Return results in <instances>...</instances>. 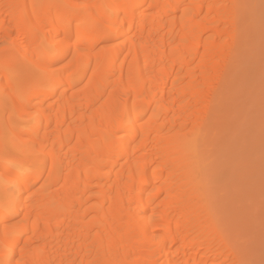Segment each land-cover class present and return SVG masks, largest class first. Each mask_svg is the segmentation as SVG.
<instances>
[{
  "label": "bare ground",
  "instance_id": "bare-ground-1",
  "mask_svg": "<svg viewBox=\"0 0 264 264\" xmlns=\"http://www.w3.org/2000/svg\"><path fill=\"white\" fill-rule=\"evenodd\" d=\"M257 2L0 0V129L23 130L0 264H243L228 138Z\"/></svg>",
  "mask_w": 264,
  "mask_h": 264
},
{
  "label": "rangeland",
  "instance_id": "rangeland-1",
  "mask_svg": "<svg viewBox=\"0 0 264 264\" xmlns=\"http://www.w3.org/2000/svg\"><path fill=\"white\" fill-rule=\"evenodd\" d=\"M257 14L256 29H251L250 54L247 52L248 59L235 91L234 111L244 124L228 138V143L231 141L235 146L240 165L236 180L240 186L237 188L234 183L233 189L237 188L238 203L244 204H237L240 207L237 215L241 214L236 219L235 232L243 264H264V0H258ZM22 131L17 126L13 130L0 129V138L22 137Z\"/></svg>",
  "mask_w": 264,
  "mask_h": 264
},
{
  "label": "snow or ice",
  "instance_id": "snow-or-ice-1",
  "mask_svg": "<svg viewBox=\"0 0 264 264\" xmlns=\"http://www.w3.org/2000/svg\"><path fill=\"white\" fill-rule=\"evenodd\" d=\"M23 174V163L17 162L15 165V168L13 170H9L7 166H5L4 171V179L2 181L3 183V189L0 190V199H3L6 205H10L15 197L14 188L17 185V181L14 179H9L10 176H13L15 174ZM31 189H29L30 191Z\"/></svg>",
  "mask_w": 264,
  "mask_h": 264
}]
</instances>
